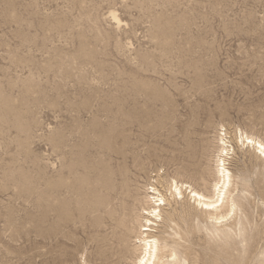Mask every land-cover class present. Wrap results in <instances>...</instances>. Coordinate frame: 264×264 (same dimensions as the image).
<instances>
[{"label":"rangeland","instance_id":"rangeland-1","mask_svg":"<svg viewBox=\"0 0 264 264\" xmlns=\"http://www.w3.org/2000/svg\"><path fill=\"white\" fill-rule=\"evenodd\" d=\"M242 134L264 142V0H0V264H108L121 243L134 264L153 185L170 264H259L264 155ZM220 158L227 227L168 192L213 196Z\"/></svg>","mask_w":264,"mask_h":264},{"label":"bare ground","instance_id":"bare-ground-1","mask_svg":"<svg viewBox=\"0 0 264 264\" xmlns=\"http://www.w3.org/2000/svg\"><path fill=\"white\" fill-rule=\"evenodd\" d=\"M239 134V133H238ZM238 136V135H237ZM258 137V136H257ZM241 140L244 142V145L245 143H248L249 140L253 141L254 143L251 144V145H255V147L257 148V150H260L259 148V145H262L264 144V142L254 138L253 137H250L249 136H245V135H241L240 136ZM224 140V139H222ZM221 141V140H220ZM238 141V140H237ZM225 142L226 144V140L223 141ZM221 144V142H220ZM224 144V146H225ZM249 144V143H248ZM250 145V146H251ZM222 147V146H221ZM229 148V147H228ZM228 148L226 147H222L220 150V152H222V154H224L225 152L228 153ZM219 153V152H218ZM196 158V157H195ZM197 159V158H196ZM221 160V158H220ZM224 164H223V167L225 169L226 168V164H225V159H222ZM218 166V165H217ZM228 170V169H227ZM220 174V173H219ZM204 177V176H203ZM162 178V176H161ZM160 179V178H159ZM167 179V178H166ZM229 176L227 175V173L224 175V176H221L218 181L215 183L214 185V194L213 196L211 197H207L206 195H204L203 193L201 192H198L194 189H192L191 186L189 185H184V184H179L178 182L174 181L173 184H171V186L169 187L168 189V192L171 193V196H181L182 194V189L183 188H186V189H190V193L192 194L193 192L195 193H198L199 196H202L204 197L203 200H200V199H197L195 198L193 195H192V198H194L195 202L198 203L199 205L201 204H205V203H211L215 200V197H216V187L218 184H221V183H228L229 182ZM106 181V180H105ZM151 181V180H150ZM171 181V180H170ZM157 182V181H156ZM165 183V182H164ZM167 183V182H166ZM170 183V182H169ZM168 183V184H169ZM152 185V184H151ZM162 187V186H161ZM164 187V186H163ZM148 188V187H147ZM127 189V188H126ZM233 189V188H232ZM149 191V190H148ZM167 192V193H168ZM234 192V191H233ZM146 193V192H145ZM169 193V194H170ZM179 193V194H178ZM149 194H151L152 196H147L149 202H150V206L147 210H145L144 212V216L147 217L146 219V222L148 223L147 225H145L143 228H141V234L140 236L137 238V243L140 245L141 249H142V252L140 251V256L138 257V259L136 260V262H134V264H139L140 260H145L146 261V264H170V262L168 261H172V260H168L167 261L165 260L166 259V256L165 255H161L159 254V242L156 238H154L151 233L153 231L154 228H157V227H154L153 228V225H154V221L156 223V221H158L160 218H161V208L162 206L166 205V201L168 200V203L170 204V200L167 199L166 200V197L165 195L162 193V190L159 188V185H153L152 188H151V192H149ZM226 194V193H225ZM231 194V193H230ZM147 195V194H146ZM190 196V195H189ZM209 196V195H208ZM191 198V197H190ZM229 198V197H228ZM146 199V198H145ZM231 199V198H229ZM178 200H180L178 198ZM228 200V199H227ZM160 201H163V203H161ZM144 203V202H143ZM135 204V198H134V195L129 192V191H126V192H123L121 197H120V210L122 211V214H123V218L121 220V224L123 226V231H124V234L126 236L130 235V231L128 229V226L130 224V221H131V209L133 207V205ZM146 205V204H145ZM140 207V206H139ZM224 207V204H222L220 206L219 209L217 210H209V209H205V211L208 213L209 215V218H211L212 220H215V219H219L220 215L223 213V211L221 210L222 208ZM231 207V205L229 206L228 204V207L226 210H229ZM163 208H166V207H163ZM163 210V209H162ZM202 210V209H201ZM140 213H142L140 211ZM153 213H156V215H153ZM145 217V218H146ZM144 219V218H143ZM141 220V219H140ZM154 220V221H153ZM210 220V219H209ZM145 221V220H144ZM150 222V223H149ZM236 223V222H235ZM146 224V223H145ZM159 224V223H158ZM142 225V224H141ZM133 226V225H132ZM136 227V226H135ZM245 227V226H244ZM135 229V228H134ZM229 229V228H228ZM138 232V231H137ZM126 244V243H125ZM125 244H120L119 246H117V248H110L108 250V252L104 255L105 257V260L108 264H120L122 263V260H124L126 258V256L129 254L127 253V246ZM162 244V243H161ZM180 244V243H179ZM213 254H219V255H222L224 256L226 259L228 258H232V255L231 253H213ZM174 254H171V257L173 256ZM212 255V254H211ZM211 255L209 254V256L211 257ZM186 259V258H185ZM219 259V258H218ZM175 260H176V257H175ZM220 260V259H219ZM195 261H196V258H195ZM259 262V264H264V260H257ZM87 264V263H86Z\"/></svg>","mask_w":264,"mask_h":264},{"label":"snow or ice","instance_id":"snow-or-ice-1","mask_svg":"<svg viewBox=\"0 0 264 264\" xmlns=\"http://www.w3.org/2000/svg\"><path fill=\"white\" fill-rule=\"evenodd\" d=\"M221 143H222V141H221ZM248 143L249 144H253L254 142L251 141V140H249ZM259 148L261 150V154L264 155V144L259 145ZM225 155H227V153H225ZM219 164H220V167H219L220 175L221 176H224L227 173V175L230 178L229 179V182L228 183L218 184L217 187H216V197H215V200L213 202H211V203L201 204L200 206L202 208L209 209V210H217V209L220 208V206L222 204L225 203V200H226L225 193H227L228 190H229L230 183H231L232 172L230 170L225 169L223 167V164H224L223 160L219 161ZM192 195L195 198H197V199H200V200H203L204 199V197L199 196L198 193L193 192ZM160 202L163 203V201H160ZM236 212H237V204L235 202H233L231 204L230 209L229 210H225L220 215L219 219H215L214 222L216 224L224 225L225 227H227L230 222H234L235 216H236ZM153 215H156V213H153ZM139 264H146V261L145 260H140Z\"/></svg>","mask_w":264,"mask_h":264}]
</instances>
